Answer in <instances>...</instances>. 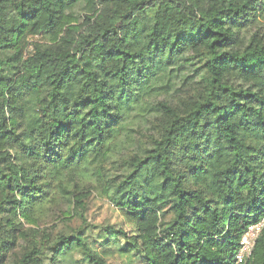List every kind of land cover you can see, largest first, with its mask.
<instances>
[{"label":"trees","instance_id":"1","mask_svg":"<svg viewBox=\"0 0 264 264\" xmlns=\"http://www.w3.org/2000/svg\"><path fill=\"white\" fill-rule=\"evenodd\" d=\"M263 219L264 0H0V264H235Z\"/></svg>","mask_w":264,"mask_h":264},{"label":"rangeland","instance_id":"2","mask_svg":"<svg viewBox=\"0 0 264 264\" xmlns=\"http://www.w3.org/2000/svg\"><path fill=\"white\" fill-rule=\"evenodd\" d=\"M88 214L89 218L94 222L100 223L109 221L113 224L123 226L121 216L104 198L98 196L92 197L89 202ZM124 227L128 229L129 226L124 224ZM110 262L114 264H124L123 259L118 256L111 258Z\"/></svg>","mask_w":264,"mask_h":264},{"label":"built area","instance_id":"3","mask_svg":"<svg viewBox=\"0 0 264 264\" xmlns=\"http://www.w3.org/2000/svg\"><path fill=\"white\" fill-rule=\"evenodd\" d=\"M264 226V219L250 225L242 234L239 248L235 254V264L244 263L250 256L256 238Z\"/></svg>","mask_w":264,"mask_h":264}]
</instances>
